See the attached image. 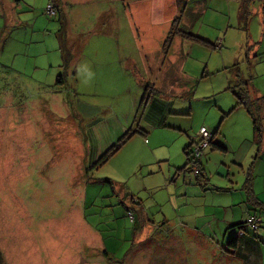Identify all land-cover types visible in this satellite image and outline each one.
Listing matches in <instances>:
<instances>
[{
	"label": "rangeland",
	"instance_id": "374dc122",
	"mask_svg": "<svg viewBox=\"0 0 264 264\" xmlns=\"http://www.w3.org/2000/svg\"><path fill=\"white\" fill-rule=\"evenodd\" d=\"M131 1L0 0V264H71L73 246L81 264L96 261L81 250L95 240L85 225L110 264H246L228 245L235 230L221 248L202 222L188 228L198 209L179 185L196 175L179 170L202 127L230 139L253 130L232 112L230 87L240 74L264 95V0L251 1L246 24L241 0H185L205 5L191 30L214 48L177 36L168 53L184 0ZM59 31L75 53L63 86ZM181 71L192 96L143 100L139 80L180 93ZM229 191L210 202L253 211Z\"/></svg>",
	"mask_w": 264,
	"mask_h": 264
},
{
	"label": "crops",
	"instance_id": "0c3cea01",
	"mask_svg": "<svg viewBox=\"0 0 264 264\" xmlns=\"http://www.w3.org/2000/svg\"><path fill=\"white\" fill-rule=\"evenodd\" d=\"M154 1L155 0H152L151 3ZM130 3L134 5L140 4L137 0H133ZM252 4L253 3L250 5L252 6ZM236 109H238V112L235 113L242 118L243 124H247V122L250 123L249 120L252 119L245 109L237 107L232 112L234 113ZM217 132L218 129L213 133V142L203 150V155L201 157L202 173L198 177H193L191 184H186L187 187H183L182 184L179 185V195L181 198L185 196L186 201L193 202V206L198 209V213H195V217L192 220L194 224L189 222L186 225L190 230L200 232V230L203 229H198L197 224L198 222H202L201 225L205 226L204 230H208V233H204L203 235L207 236L211 241L220 244L221 248H224V244L221 245V241L218 239L222 238V241L225 242L227 234L235 230L234 235L238 234V244L235 249L231 250L232 254L240 255L246 264H261L264 260L261 253V245L264 244V231L259 230L260 228L263 229L262 225H264V133L261 143L257 144L254 142L253 130H251L249 134L247 130L245 131L240 127L233 128L231 139L226 137V135L217 136ZM221 146L225 149H222ZM236 176H242V178L237 179ZM248 176L251 177L252 193L258 201L261 202V207L249 201L247 192L244 189ZM189 181H191V179ZM229 190L232 192L242 190L243 193L241 194L245 195L247 200H242L239 203L241 208L243 204H247L253 211L249 209L250 212L247 215V209L243 210L242 208L240 212L236 209L238 204L235 203L233 199L230 202H226L225 200H212L210 202V195L230 194ZM181 201L182 205H185V200L182 199ZM207 207H212V210H208ZM251 214L261 215V218H263L262 225L256 229L259 230L260 233L251 234L252 229H244V232L239 234V229L236 227L237 224L244 222L248 218L245 216ZM139 223L144 226L146 220L144 219ZM193 225L194 227H192ZM140 226L141 225H138L137 228H140ZM85 227L88 229L86 232L95 234H90L95 240H90L82 246L80 245L81 250H90L91 256H98L96 261L89 262V264H110L107 260L109 257L104 253L107 249H104L101 235L93 230L91 226L85 225ZM215 230L220 233L217 234ZM210 233L214 234V238L212 235L210 236ZM220 234L221 236L218 237ZM203 242L206 241L204 240ZM75 247L76 246L71 247L69 252L70 254L74 252L76 255V258L71 260V264H81V262H84V259L77 256ZM92 249L96 250V252L93 253ZM46 264L51 263L47 262ZM54 264L64 263L56 261Z\"/></svg>",
	"mask_w": 264,
	"mask_h": 264
},
{
	"label": "trees",
	"instance_id": "16d2710c",
	"mask_svg": "<svg viewBox=\"0 0 264 264\" xmlns=\"http://www.w3.org/2000/svg\"><path fill=\"white\" fill-rule=\"evenodd\" d=\"M252 0H245V1H240V7H239V18L240 22L242 23H247L248 19L250 17V4H247L248 2L251 3ZM205 11V5L202 2H197L195 4V7H188L187 4L184 0L183 6L179 11V15L176 16V18L172 21L170 30L168 32L167 38L164 41L163 45V50L165 53H168L170 51V48L172 46V42L175 39V37H180L182 41L185 40H190V41H197L201 42L209 47L214 46L210 44L209 42L205 41L204 39H201L197 36H195L192 33V26L194 25V22L197 20H200L203 13ZM185 18L187 22L182 23V19ZM59 42H60V49H61V55H62V60L63 64L61 66L62 72L58 74L57 76V83L58 85L60 84H65V77L70 71V66L75 60V53L70 52V45L67 42V40L64 39L63 33L59 31ZM253 48L252 46L248 47V51H252ZM247 57H249V53H247ZM182 72V71H181ZM151 73V71H150ZM183 73V72H182ZM184 74V73H183ZM162 80V79H161ZM165 80V79H163ZM184 81L183 83H180L177 81V83H180L178 86L180 88V93H175V91H169L163 89L162 87L156 86L155 83L150 82L148 79L147 80H139V83L142 86L143 89V100H150L152 98H157L160 96H167L171 98L175 97H190L193 94V90L186 91L184 87H192L188 84L187 82V76L185 77L184 74V79H181ZM190 83V81H189ZM182 84V85H181ZM190 86V87H189ZM231 91L234 93L236 100H237V105L232 108V111L237 108V107H242L245 109V111L249 114V116L252 119V124H253V137H254V142L257 144H260L262 141L263 133H264V95H257V93L253 90V87L251 86L249 80H244L240 74H237V81L236 84L233 87H230ZM214 134H212L213 136ZM213 142V140H212ZM193 143H190V145ZM190 145L186 147V155H187V163L183 168H181L179 171L183 173H194L196 177H198L202 173V162H201V157L198 158L197 160H193V150L190 149ZM222 149H225L223 146H221ZM108 156V153L105 154L102 157L103 159H106ZM200 166V167H199ZM199 167V172L196 173L195 169ZM251 177L248 176L244 185V189L247 192L249 201L259 205L261 207V202L258 201V199L254 196L252 193L251 189ZM250 218H255L256 219H261V215L257 214H251L248 216V219ZM248 219H246L244 222L237 224V228L239 229V234H242L244 232V229L247 226H250ZM262 223V220L260 221ZM261 223L258 224L257 228L252 227L254 230L258 229L261 226ZM238 235V234H237ZM233 235L231 238L228 240V245L235 249L238 244V236ZM105 255L108 256V252H104Z\"/></svg>",
	"mask_w": 264,
	"mask_h": 264
},
{
	"label": "built area",
	"instance_id": "2783aa9c",
	"mask_svg": "<svg viewBox=\"0 0 264 264\" xmlns=\"http://www.w3.org/2000/svg\"><path fill=\"white\" fill-rule=\"evenodd\" d=\"M49 9H50V7H49ZM51 12H53L52 9H51ZM198 137H199V141L197 143H195L193 154H192L193 160L194 159L197 160L198 158H200L202 156L204 148H206L211 143L212 138H213L211 132H209V130H207L205 127H202L200 129ZM199 167L197 169H195L196 173L199 172ZM128 214L134 219L133 213L131 211H129ZM260 221H261V219H256V220H255V218L248 219L250 226H252L254 228L258 227V224L261 223Z\"/></svg>",
	"mask_w": 264,
	"mask_h": 264
},
{
	"label": "clouds",
	"instance_id": "9594fccd",
	"mask_svg": "<svg viewBox=\"0 0 264 264\" xmlns=\"http://www.w3.org/2000/svg\"><path fill=\"white\" fill-rule=\"evenodd\" d=\"M212 142V141H211Z\"/></svg>",
	"mask_w": 264,
	"mask_h": 264
}]
</instances>
